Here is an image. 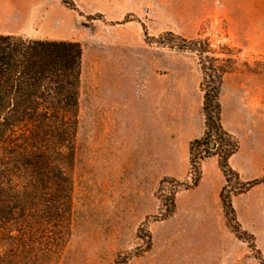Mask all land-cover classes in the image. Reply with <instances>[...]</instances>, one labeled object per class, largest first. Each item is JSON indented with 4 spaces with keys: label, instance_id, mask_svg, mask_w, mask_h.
Segmentation results:
<instances>
[{
    "label": "rangeland",
    "instance_id": "374dc122",
    "mask_svg": "<svg viewBox=\"0 0 264 264\" xmlns=\"http://www.w3.org/2000/svg\"><path fill=\"white\" fill-rule=\"evenodd\" d=\"M167 32L234 59L218 96L237 141L228 164L260 180L226 188L241 233L219 198L220 144L189 151L205 131L202 74L193 53L157 42ZM0 33L81 48L68 204L24 240L11 222L0 264H264V0H0Z\"/></svg>",
    "mask_w": 264,
    "mask_h": 264
},
{
    "label": "trees",
    "instance_id": "16d2710c",
    "mask_svg": "<svg viewBox=\"0 0 264 264\" xmlns=\"http://www.w3.org/2000/svg\"><path fill=\"white\" fill-rule=\"evenodd\" d=\"M157 42L189 51L197 59L202 74L205 131L202 138L189 143V151L193 147L217 150L220 144L215 154L225 184L219 198L226 221L241 233L229 195H225L226 188L232 183L231 192H242L260 180L242 182L238 172L228 164L237 141L221 124L218 96L224 75L234 68V59L229 52L218 56L207 39L185 40L167 32ZM80 73L79 43L0 33V236L14 222L17 235L11 237L24 240L36 231L30 227L32 219L61 217L68 204ZM195 158H190L191 184L200 177L201 156ZM163 182L161 191L165 189ZM176 185L171 184L170 207H174Z\"/></svg>",
    "mask_w": 264,
    "mask_h": 264
},
{
    "label": "water",
    "instance_id": "95a60500",
    "mask_svg": "<svg viewBox=\"0 0 264 264\" xmlns=\"http://www.w3.org/2000/svg\"><path fill=\"white\" fill-rule=\"evenodd\" d=\"M210 147H213V143L212 142L210 143Z\"/></svg>",
    "mask_w": 264,
    "mask_h": 264
}]
</instances>
